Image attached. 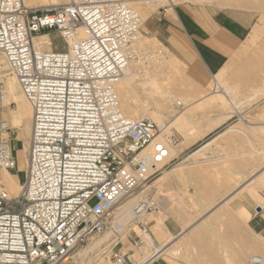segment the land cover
Wrapping results in <instances>:
<instances>
[{"label": "built area", "instance_id": "2783aa9c", "mask_svg": "<svg viewBox=\"0 0 264 264\" xmlns=\"http://www.w3.org/2000/svg\"><path fill=\"white\" fill-rule=\"evenodd\" d=\"M133 1L68 0L39 11L0 0V53L33 109L25 184L16 197L0 189V264H62L106 230L119 234L117 205L149 183L180 142L169 122L130 118L121 109L117 87L126 73L144 77L154 62L138 46L144 21ZM52 32L62 49L35 43L42 36L57 47ZM3 103L0 83V109ZM10 131L0 122V172L17 168ZM145 190L132 208L140 234L130 229L131 248L118 239L100 264L161 257L144 222L159 201ZM135 253L144 259L138 263ZM248 264L264 260L253 256Z\"/></svg>", "mask_w": 264, "mask_h": 264}, {"label": "rangeland", "instance_id": "374dc122", "mask_svg": "<svg viewBox=\"0 0 264 264\" xmlns=\"http://www.w3.org/2000/svg\"><path fill=\"white\" fill-rule=\"evenodd\" d=\"M150 2L155 10L153 9L152 14L146 19L142 16L144 24L149 28V32H145L142 28V34L145 35L148 40L155 39L159 41L167 49L161 47V45L154 41H151L149 46H154L156 44L158 48L156 51H152V48L149 49L150 51L144 48L142 49L147 52H152V54L160 56L161 58L165 55L164 60L162 59L161 62L165 63V65L167 63V65L156 71L155 68L158 66L159 62H152L148 65V69L146 68L145 70L148 74L151 72V75L154 76L153 78L160 83L164 82L163 84H170L172 91L174 89V93L177 95L185 94L189 96L191 98L189 106L199 103L202 97L200 68L192 63L190 56L178 54L169 41L159 37L156 31L157 25L155 21H158L159 17L162 13H165V11H168V16L174 17L173 8L179 9L188 7L211 8L214 10L246 9L261 14L264 19V0H176L173 3L163 5H158L159 0ZM142 4H145V1H142ZM59 5L53 4L52 0H38V8L36 9L39 11H46ZM51 40L52 43L57 46L56 49L59 50L63 48L64 40L59 34L52 32ZM0 59H4L1 53ZM164 75L166 76L164 77ZM138 92L142 94L141 91ZM149 104L152 106V101L149 102ZM138 108H140L139 113H141V106L138 105ZM197 109L199 112V107ZM185 110V105L181 108L175 107L174 114L183 116ZM3 114H10V118L4 119L2 117ZM11 117L14 118V120ZM0 119L5 120L6 124L11 129L9 135L18 165L20 161L18 157L20 152L16 147L19 146V143L24 141V137L22 126L16 121L18 119L17 103L12 100L11 104L6 106L3 105L0 109ZM184 119L185 117H183L179 125H174L175 128L172 126V129L179 134L182 142L181 149L177 150V156L167 161L166 165L160 169L159 173L153 177L149 183L143 186V190L148 189V192L158 199L159 206L161 205L160 216L164 217L166 228H169L170 231H168L174 237L179 238L180 234L185 229L187 230L195 225L198 226L194 232L189 233L187 237L180 240V243L178 242L176 244V248L180 249V251L177 252L178 256L176 258L165 254L161 256V261L167 262L168 264H248L252 255L256 254V249L251 247V241H253L254 245H257V240H259L257 235L264 239V219L260 216L252 219L255 215V206L264 208V185L259 181V178L255 180V178L259 176L260 169L264 166V129L256 128L254 130L255 133H250L252 139L255 141L251 143V153L254 150L257 152L251 154V158L248 157V154L246 158H244L242 154V158L238 159L237 155L239 153L238 151H240V144L235 141L244 138L246 132L249 133L247 128L242 126L229 129V132L222 135L219 139H217L218 136L215 135L206 142L187 150L189 143L185 142V138L192 133L186 132L184 129ZM164 121L171 122L172 119L169 117ZM192 137L195 139L194 135ZM211 141L214 142L208 151L196 155V158L192 157L194 160L190 158V161L194 163L193 165H185V163L190 162L189 160L186 161V159L191 154ZM210 159L212 161L204 162ZM240 170L246 171L247 173L237 174ZM22 173L25 174V170H23ZM9 189L8 186L7 190L11 194ZM250 190H256L255 192H258L263 197L253 196L255 192ZM229 197V202L223 204V200ZM166 198L171 201V208L168 210H164L162 202L160 203L161 200ZM178 205L179 207H177ZM180 205H183L186 208L185 211H187L181 210ZM242 208H246L252 215L246 223L241 221L239 217ZM155 214L156 213L153 212L148 215L144 222L148 224L156 242L162 246L164 241L159 240L153 232ZM187 223H190L189 226L186 225ZM132 224L133 225L129 224L127 228L123 230L124 233L121 232L117 234V238L125 244L126 249L131 248L126 237L129 230L133 229L140 234L137 225L135 223ZM108 231L109 230L106 232ZM115 240L116 237L108 243V250L106 249L105 255L109 253L108 251L110 248L116 243ZM91 242L92 240L88 241L78 249L82 250L88 247ZM172 242H177V239H173ZM260 246H262L261 251L264 254V245L260 244ZM118 248H120V246L115 249L118 250ZM105 255H103V257H105ZM136 256H140L139 253H136ZM254 256L260 255L257 254ZM100 257L101 256L97 258V263L102 261H100ZM71 261L72 259L68 262ZM96 262L93 264H97Z\"/></svg>", "mask_w": 264, "mask_h": 264}, {"label": "crops", "instance_id": "0c3cea01", "mask_svg": "<svg viewBox=\"0 0 264 264\" xmlns=\"http://www.w3.org/2000/svg\"><path fill=\"white\" fill-rule=\"evenodd\" d=\"M173 11L174 17L165 11L155 21L156 31L178 54L190 56L201 71V100L184 113V129L192 133L185 138L187 150L243 126L249 133L235 141L240 144L237 157L241 159L243 154L246 158L248 154L251 158L257 151L251 153V143L255 141L250 133H255L256 128L264 129L262 15L246 9L188 7ZM209 143L213 142L204 146ZM209 161L212 160L204 162ZM259 208L255 206L252 219H264V208ZM153 264L168 263L159 258Z\"/></svg>", "mask_w": 264, "mask_h": 264}, {"label": "bare ground", "instance_id": "6f19581e", "mask_svg": "<svg viewBox=\"0 0 264 264\" xmlns=\"http://www.w3.org/2000/svg\"><path fill=\"white\" fill-rule=\"evenodd\" d=\"M23 1H24V4L26 5V7H28V8H31V9L38 8V6H37L38 0H23ZM67 1L68 0H52L53 4H56V5L65 4V3H67ZM142 1L143 0L133 1L131 3V6L140 14L141 17L143 16L146 19L147 17H149V15L152 14L153 9L155 10V8L152 7V5L150 4L151 3L150 1H145V4H142ZM174 1H176V0H159L158 5H163V4H167V3L170 4V3H173ZM143 29L145 32H149V28L146 27L145 24H143ZM45 39H46L45 37L38 36L35 39V43L40 47L58 50V49H56V47L45 46L44 45ZM151 41H154L155 43L157 42L159 45H161V47H164L165 49H167L159 41H157L155 39L148 40V38L143 34H141V36H140V39L138 41V46L140 48L146 49L147 51H150L149 50L150 48H152V51H156V49H158L156 44L154 46H152V45L149 46V43ZM151 57L154 58V63L159 62L158 66H160V67L156 66L157 64L155 65L156 68L154 67L156 71L158 69H160L161 67H164L167 65V63L165 65V63L161 62L162 59L164 60L165 55L162 56V58H161L160 56L152 54ZM165 76L166 75H164V77ZM153 77L154 76L151 75V72L149 74H148V72H146V77L141 78V76H138V74L135 72L134 69H130L126 73V76L123 78V80L119 83V85L117 87V93H118V96L120 99L121 109H122L123 113L125 114V116L130 117V118H134V119L150 118V119L157 121V122H165L164 120L170 117L172 119V121L169 122V125H171V127H170V130H171L172 126L179 125V123L183 120V117H185L184 114H183V116L174 114L175 107H178V105H182V106L185 105V108H187L189 106V102H190L191 98L185 94L177 95L176 93H174V89L172 91V89H171L172 87H170V84H168V85L163 84L164 82L160 83L158 80H155ZM0 83H2L4 85V104L3 105L6 106V105L11 104L12 100L17 103L18 119L17 120L15 119V120L18 122V124L20 126H22V132H23V137H24V141L19 143V146L16 147L17 149H19L18 151L20 152V154L18 156L20 161L18 160L19 162H18L17 168L13 171L2 170L0 172V189L2 187H4L7 190L8 186H9V188H10L9 190L11 192V194L9 193L10 196L16 197L17 195H19V192L21 191V189L23 188V186L25 184V176H26V169H27V155L26 154L28 152V148H29V144H30V138H31V125H32L33 109L31 107L30 103L25 98V95L21 89V86H20L17 78L10 72L9 65H8L5 58L0 59ZM138 91H141L142 94H140ZM8 100H11V101H8ZM151 101L153 104L152 106L149 104V102H151ZM138 105L141 106V108H142L141 113H139L140 108H138ZM9 115L3 114L2 117L4 119H9L10 118ZM12 119L14 120V118H12ZM0 122H4L5 125L8 127L5 120L0 119ZM174 128H175V126H174ZM212 142H214V141H212ZM212 144L213 143H209L208 145H206V146L202 147L201 149L195 151L193 154H191L186 159V161H188V160L190 161V158L195 157L198 154L200 155V153H203L205 151H208V149L210 148V146ZM181 146H182V142L180 140V142L176 146H174L170 149L168 161H170L172 158L177 156V154H178L177 150L181 149ZM24 154H25V156H24ZM181 164H183V163H181ZM193 164L194 163H192L191 161L189 163H185V165H188V166L193 165ZM179 167H181V166H179ZM261 169H260L259 176H257V177L255 176L256 177L255 180L259 178V181L262 183V185H264V166ZM23 170H25V174L22 173ZM146 191L147 190H143V188H142V189L138 190L137 192H135L134 194L126 197L124 200H122L117 205L116 216L113 219V223L118 224V226H116L115 229L118 230L119 233L123 232V230H125L129 224L133 225L132 223H135L137 225L136 219H135L133 212H132V208H133L134 204L137 202V200L140 199L141 197H143V195L146 193ZM250 191H253V190H250ZM255 191L256 190H254L253 192H255ZM254 194H253V196H255V197H260V198L263 197L258 192H255ZM229 199H230V197L227 198L226 200H223L222 203L223 204L228 203ZM161 202H162V207L164 210H168L171 208V201L168 198L161 200L160 203ZM177 207H179V205ZM160 208H161V205L159 206V210L155 212L156 214H155L154 220H153V224H154L153 225V228H154L153 232L155 233L156 237L159 240L164 241V244L162 246L158 245V248H160L161 256L167 254L169 256H173L174 258H176L178 256L177 252L180 251V249L176 248V244L178 242L180 243V240L187 237V235L189 233L194 232V230L196 229V227L198 225L192 226V228H189L187 230L185 229L180 234L179 238H176L168 231V228H166L165 219H164V217L160 216V212H161ZM180 209L185 211L186 208L183 205H180ZM251 216H252L251 213L246 208H242L240 210V216L239 217H240L241 221L246 223L251 218ZM189 224L190 223H187L186 225L189 226ZM185 227H187V226H185ZM106 231L100 235H97V237L95 236V237L91 238L90 240H92V242L90 243V245L88 247L83 248L82 250H79L77 248L70 257V259H72L71 262L67 261V262L62 263V264H93L94 262H96V260L99 256H101L100 261L103 260V258H104L103 255L106 254V249L108 248V243L115 237H116L115 241L117 242V240H118L117 233L114 231V229H109L108 232H106ZM251 231H253V230H251ZM257 237L259 238V240H257V245H254L253 241H251V247L256 249V251H255L256 254H254V255L259 254L261 256V258H263V260H264V254L261 251L262 246H260V244L264 245V239L262 237H260L259 235H257ZM173 239L174 240L177 239V242H172ZM183 241H185V240H183ZM144 249H145L144 252H146L147 254L150 253V251H151L150 241H148V240L146 241V246ZM124 252H125V250H124ZM254 255H252V257ZM260 256H258V257H260ZM133 259H135L138 262L144 258H142L140 256H136V253H135V255H133Z\"/></svg>", "mask_w": 264, "mask_h": 264}, {"label": "water", "instance_id": "95a60500", "mask_svg": "<svg viewBox=\"0 0 264 264\" xmlns=\"http://www.w3.org/2000/svg\"><path fill=\"white\" fill-rule=\"evenodd\" d=\"M260 209V208H259Z\"/></svg>", "mask_w": 264, "mask_h": 264}]
</instances>
